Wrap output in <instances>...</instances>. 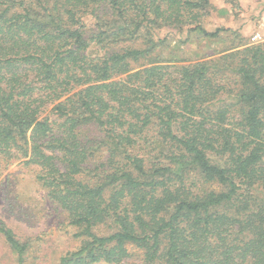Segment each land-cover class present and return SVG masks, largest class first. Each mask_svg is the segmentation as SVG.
Instances as JSON below:
<instances>
[{
	"label": "trees",
	"instance_id": "1",
	"mask_svg": "<svg viewBox=\"0 0 264 264\" xmlns=\"http://www.w3.org/2000/svg\"><path fill=\"white\" fill-rule=\"evenodd\" d=\"M212 12L0 0V167L33 172L79 240L56 264H264V43L188 62L153 39L218 38ZM0 236L24 264L30 241Z\"/></svg>",
	"mask_w": 264,
	"mask_h": 264
},
{
	"label": "rangeland",
	"instance_id": "2",
	"mask_svg": "<svg viewBox=\"0 0 264 264\" xmlns=\"http://www.w3.org/2000/svg\"><path fill=\"white\" fill-rule=\"evenodd\" d=\"M213 12L201 19L208 32L222 27L227 31L218 38H205L199 32L163 28L154 31L160 58L197 62L214 58L239 43H264L263 0H210ZM91 27L94 23L88 22ZM254 36H258L253 40ZM91 48L90 53H96ZM259 198L262 190L255 192ZM0 220L10 227L20 240H29L30 248L24 264H56L65 251L74 250L79 240L72 238L64 216L46 198L34 173L16 162L7 169L0 167ZM100 234V230H97ZM131 250V249H130ZM132 251V250H131ZM137 258V254L135 255ZM0 264H16L14 254L0 236Z\"/></svg>",
	"mask_w": 264,
	"mask_h": 264
},
{
	"label": "built area",
	"instance_id": "3",
	"mask_svg": "<svg viewBox=\"0 0 264 264\" xmlns=\"http://www.w3.org/2000/svg\"><path fill=\"white\" fill-rule=\"evenodd\" d=\"M257 38H258V36H254V37H253V40H256Z\"/></svg>",
	"mask_w": 264,
	"mask_h": 264
}]
</instances>
